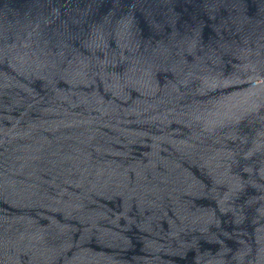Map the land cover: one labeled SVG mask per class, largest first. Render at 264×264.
<instances>
[{
  "label": "water",
  "instance_id": "obj_1",
  "mask_svg": "<svg viewBox=\"0 0 264 264\" xmlns=\"http://www.w3.org/2000/svg\"><path fill=\"white\" fill-rule=\"evenodd\" d=\"M0 264H264V0H0Z\"/></svg>",
  "mask_w": 264,
  "mask_h": 264
}]
</instances>
